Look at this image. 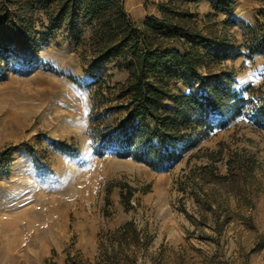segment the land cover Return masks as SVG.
I'll return each mask as SVG.
<instances>
[{
  "label": "rangeland",
  "instance_id": "rangeland-1",
  "mask_svg": "<svg viewBox=\"0 0 264 264\" xmlns=\"http://www.w3.org/2000/svg\"><path fill=\"white\" fill-rule=\"evenodd\" d=\"M120 1L142 25L159 16V5L168 0ZM181 6L204 33L223 31L238 46L246 40L245 26L260 18L264 0H235L228 13H216L207 1ZM230 18L234 23L222 28ZM88 34L82 27V37ZM80 53L64 28L53 29L38 49L41 69L26 76L8 71L0 79V151L8 152L0 159V264H65L68 256L78 264H94L101 239L128 220L152 237L138 264H206L211 256L221 264H264V251L251 250L256 233L264 231V129L251 124L249 108L200 139L167 171L98 156L88 135L95 92L99 83L113 87L125 81L126 57L93 68ZM210 69L231 73L238 89L250 84L264 91L263 55L229 58ZM96 79L98 84L90 86ZM59 140L71 145L69 152L53 146ZM215 156L220 160L213 162ZM248 156L256 165L252 207L239 205L232 191L216 189L200 176L204 166L228 175L235 166L229 161ZM129 188L125 205L122 195ZM205 194H215L231 211L219 235L207 224L197 225Z\"/></svg>",
  "mask_w": 264,
  "mask_h": 264
},
{
  "label": "trees",
  "instance_id": "trees-1",
  "mask_svg": "<svg viewBox=\"0 0 264 264\" xmlns=\"http://www.w3.org/2000/svg\"><path fill=\"white\" fill-rule=\"evenodd\" d=\"M198 1L209 2L216 13H228L235 4V0H168L159 5V16L137 25L120 0H0V79L8 71L26 76L41 69L38 49L51 30L58 28L69 33L81 48V58L93 68L126 57L123 83L113 87L101 86L98 79L89 83L98 84L89 115L92 150L98 156L110 154L154 171H167L200 139L216 128H225L247 107L254 128L264 129L261 86L238 89L231 73L210 69L216 62L241 55L264 56V9L254 26H245L246 40L237 46L223 31L204 33L193 14L181 6ZM233 23L230 18L221 23L222 28ZM82 27L89 30L87 37H82ZM245 91L248 96L242 95ZM52 144L62 152L71 148L63 140ZM7 156V150L0 151L1 160ZM211 160L217 162L220 157ZM231 163L235 166L228 175L216 173L215 166H204L200 176L216 189L232 191L239 205L252 207L250 179L254 178L255 160L237 157ZM131 194L129 188L122 195L125 205ZM205 195L197 225L207 224L219 235L230 221L231 211L215 194ZM245 223L250 224L248 218ZM200 236L218 242L213 235L200 232ZM151 240L134 221H125L101 239L94 264H138ZM251 250L264 251V231L256 233ZM78 263L76 257L65 260V264ZM45 264L56 263L47 260ZM206 264L221 263L211 256Z\"/></svg>",
  "mask_w": 264,
  "mask_h": 264
}]
</instances>
